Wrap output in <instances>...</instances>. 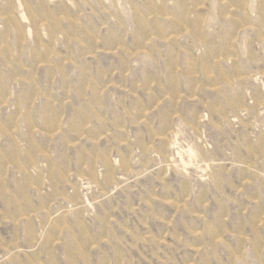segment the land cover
Returning <instances> with one entry per match:
<instances>
[{"label": "rangeland", "instance_id": "374dc122", "mask_svg": "<svg viewBox=\"0 0 264 264\" xmlns=\"http://www.w3.org/2000/svg\"><path fill=\"white\" fill-rule=\"evenodd\" d=\"M0 264H264V0H0Z\"/></svg>", "mask_w": 264, "mask_h": 264}]
</instances>
